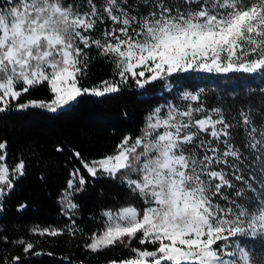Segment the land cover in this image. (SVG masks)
<instances>
[{
	"label": "snow or ice",
	"instance_id": "1",
	"mask_svg": "<svg viewBox=\"0 0 264 264\" xmlns=\"http://www.w3.org/2000/svg\"><path fill=\"white\" fill-rule=\"evenodd\" d=\"M97 59L111 74L83 87ZM194 74L264 79V0H0V114L55 113L85 95L147 90L156 82L170 92V78ZM44 85L50 100L18 102ZM204 91L181 92L183 107L152 108L139 133L124 134L111 153L91 161L74 153L93 180L118 181L140 201L102 210L86 251H127L109 264H264V95L232 113L207 108ZM8 159L7 141H0V212L27 174L24 159ZM87 183L73 169L57 198L69 223L31 231L83 234L75 197ZM12 243L26 255L43 254L33 251L34 242ZM20 261L13 256L10 264Z\"/></svg>",
	"mask_w": 264,
	"mask_h": 264
},
{
	"label": "trees",
	"instance_id": "2",
	"mask_svg": "<svg viewBox=\"0 0 264 264\" xmlns=\"http://www.w3.org/2000/svg\"><path fill=\"white\" fill-rule=\"evenodd\" d=\"M110 74V67L97 59L91 63L82 86L98 85ZM212 78L216 82L230 79L223 84L227 88L218 83L220 88L204 91L202 99L206 107H221L237 113L249 103L258 104L260 96L264 95L260 92L264 88V79L258 76L194 74L179 79L170 78L173 83L170 92L163 88L162 82H156L147 90H136L133 85L102 98L85 95L55 113L30 108L0 114V141H7L9 165H14L19 158L28 164L26 176L16 182L14 190L3 200L0 237L6 236L7 242L0 239V261L6 260L10 264L13 256H20L19 264H109V261L127 256V251L119 247L97 255L85 250L86 235L102 226L99 223L101 211L118 207L129 198L130 192L118 181L93 180L74 153L79 152L85 161L111 153L124 134L135 137L139 133L144 116L152 108L164 105L166 110L169 102L174 104L179 101L180 88L190 90L197 84H207ZM50 98L51 94L44 85L30 90L18 102L47 101ZM237 143H240L239 137ZM58 146L63 150L57 152ZM75 168H80L88 181L86 190L75 197L80 205L76 221L83 234L77 232L74 237L67 233L59 237L34 234L31 229L35 226L63 227L69 223L61 215L57 198L61 189L66 187L69 173ZM41 176L44 178L41 179ZM21 204L27 207L17 211ZM19 239L34 242L33 251L43 254L39 257L26 255L22 246L12 243Z\"/></svg>",
	"mask_w": 264,
	"mask_h": 264
},
{
	"label": "rangeland",
	"instance_id": "3",
	"mask_svg": "<svg viewBox=\"0 0 264 264\" xmlns=\"http://www.w3.org/2000/svg\"><path fill=\"white\" fill-rule=\"evenodd\" d=\"M102 31V29H98L96 32H94L93 33V35L94 36H100V32ZM230 79V78H229ZM229 79H227V78H224L223 79V81L221 82V80L219 79L218 80V82H216V79L214 80L213 78L212 79H210L208 82H207V84H205V83H203V84H197L196 86H192L191 87V89L189 90V89H183V88H180L178 91H179V94L181 93V92H183V91H185V90H187V91H192V92H195V91H197V90H199L200 88H204V90H207L208 88L209 89H218V88H220V85H222V88H224L225 86L223 85V84H226V83H228L229 82ZM218 83L220 84V85H218ZM224 86V87H223ZM225 88H227V87H225ZM51 99V98H50ZM177 104H179V105H181V106H184L187 102H184V101H182V100H180L179 99V101H177L176 102ZM176 103H174V104H176ZM215 107V106H214ZM207 108H210V107H207ZM212 108V107H211ZM130 203H135V204H137V205H139L140 204V201H139V199H137L136 197H134L131 193H130V196H129V198H127L122 204H120V205H125V204H130ZM119 205V206H120ZM118 206V207H119Z\"/></svg>",
	"mask_w": 264,
	"mask_h": 264
}]
</instances>
